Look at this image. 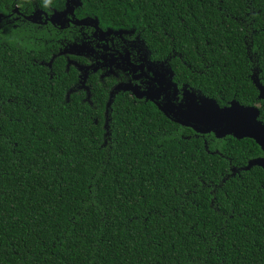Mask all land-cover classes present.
Returning a JSON list of instances; mask_svg holds the SVG:
<instances>
[{
    "label": "trees",
    "instance_id": "obj_1",
    "mask_svg": "<svg viewBox=\"0 0 264 264\" xmlns=\"http://www.w3.org/2000/svg\"><path fill=\"white\" fill-rule=\"evenodd\" d=\"M82 2L75 20L97 18L104 32L131 18L147 59L166 63L179 89L256 106L264 120L254 79L264 87V0ZM63 5L0 0V12ZM4 29L0 264H264V168L244 170L264 158L255 140L199 134L129 92L107 116L118 83L94 75L90 96L72 91L80 78L66 48L36 40L33 25Z\"/></svg>",
    "mask_w": 264,
    "mask_h": 264
},
{
    "label": "water",
    "instance_id": "obj_2",
    "mask_svg": "<svg viewBox=\"0 0 264 264\" xmlns=\"http://www.w3.org/2000/svg\"><path fill=\"white\" fill-rule=\"evenodd\" d=\"M63 2V8L55 11L49 19L52 23L59 24L61 27H66L70 23L77 25L91 24L101 34L113 32L111 28L106 32L100 29L97 18L87 17L82 20H75L76 11L83 6L82 0H63ZM32 14L33 18L35 16H42V12L37 6ZM85 48L94 51V48L89 43L75 42L66 47L60 54L89 55L86 52H82ZM153 66L157 68L159 73L154 79L158 86L151 82L148 83L144 91H140L131 84L121 83L116 85L110 92V100L107 104V116L115 95L122 91H130L137 99L155 103L167 117L182 126L192 128L199 134H214L217 139L226 136H233L237 139L248 137L255 140L264 151V120L259 119L260 110L258 107L242 106L237 101H232L228 106L221 107L217 101L204 96L200 91L189 88L188 85H184L179 89L178 84L173 80L174 73L166 63H154ZM92 68L93 72H97L98 68H95L93 65L88 67L80 65L81 81L83 84L86 83L89 77V70ZM84 69L85 71H83ZM254 79L260 90L259 99L264 100V87L259 82L256 74L254 75ZM180 94L182 95L181 99L179 97ZM105 128L107 129V125ZM256 165L264 168V158L250 161L244 170H249ZM236 171L234 169V173Z\"/></svg>",
    "mask_w": 264,
    "mask_h": 264
},
{
    "label": "flooded vegetation",
    "instance_id": "obj_3",
    "mask_svg": "<svg viewBox=\"0 0 264 264\" xmlns=\"http://www.w3.org/2000/svg\"><path fill=\"white\" fill-rule=\"evenodd\" d=\"M33 10L34 6L31 10L28 8L22 10L20 6L6 8L5 13L0 12V30L5 27L4 31H8L9 29L11 32L19 27L28 29L33 25L37 28L35 31L36 40L44 44L52 43L53 46L57 45L59 50L82 40L88 42L94 48V52L89 55L78 57L69 55L64 57L66 70L68 67L69 69L73 67L79 72L80 82L72 91L80 90V92L85 94L91 93L89 80L94 75L101 84L105 85L107 82H113V85L127 83L133 87H137L140 91H144L148 83L153 82L157 85L154 79L159 73L157 68L153 66V63H158L147 59L145 49L136 41L141 38L139 36L141 32L131 26V18H129V21L126 19L127 25L120 27L119 31L101 34L92 26L84 27L81 31L80 27L72 23L67 28L61 29L59 25H54L49 20L52 13L55 12L52 7L47 11L43 10L44 14L42 16H35L36 19H41L43 25L34 24L29 20V17L33 15ZM103 54L106 61L104 57L103 59L100 58ZM95 64L98 65L97 72L90 70L89 77L86 83L83 84L81 81L80 65L88 67ZM126 92L132 94L130 91Z\"/></svg>",
    "mask_w": 264,
    "mask_h": 264
},
{
    "label": "rangeland",
    "instance_id": "obj_4",
    "mask_svg": "<svg viewBox=\"0 0 264 264\" xmlns=\"http://www.w3.org/2000/svg\"><path fill=\"white\" fill-rule=\"evenodd\" d=\"M79 51H81V49H79ZM82 52H86V53H88V54H92L94 51H91L90 49L85 48ZM103 57H104V59H105V55H104V54H103V56H101L100 58L103 59ZM105 61H106V59H105ZM94 67H95V68H98V65L95 64ZM90 70L93 71V68L90 69ZM90 70H89V71H90ZM215 137H216V136H215Z\"/></svg>",
    "mask_w": 264,
    "mask_h": 264
}]
</instances>
